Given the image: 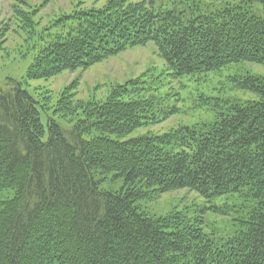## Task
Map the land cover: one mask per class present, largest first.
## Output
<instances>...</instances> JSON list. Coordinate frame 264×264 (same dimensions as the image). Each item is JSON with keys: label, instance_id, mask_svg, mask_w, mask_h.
Segmentation results:
<instances>
[{"label": "trees", "instance_id": "trees-1", "mask_svg": "<svg viewBox=\"0 0 264 264\" xmlns=\"http://www.w3.org/2000/svg\"><path fill=\"white\" fill-rule=\"evenodd\" d=\"M72 18L29 78L148 41L176 76L264 64V0H108ZM6 83L0 264H264V76H238L257 97L223 99L211 123L133 137L155 118L151 99L130 95L128 85L80 109L58 101L45 128L41 109L50 108L20 82ZM107 180L121 185L102 188ZM181 188L207 199L236 195L231 233L216 237L198 217L152 215L140 204Z\"/></svg>", "mask_w": 264, "mask_h": 264}, {"label": "rangeland", "instance_id": "rangeland-1", "mask_svg": "<svg viewBox=\"0 0 264 264\" xmlns=\"http://www.w3.org/2000/svg\"><path fill=\"white\" fill-rule=\"evenodd\" d=\"M137 2L140 0H130ZM219 2L222 0H206ZM108 0H0V87L12 79L22 84L48 111L69 100L75 109L106 101L121 85L151 99L155 119L129 136L161 134L178 126L211 123L225 107L223 99L249 100L257 96L237 86L244 73L264 76V64L242 61L201 74L173 75L152 41L135 45L84 67L60 68L41 78H29L34 63L53 40L73 28L76 12L100 9ZM71 27V28H70ZM137 80V81H136ZM139 82L140 87H136ZM140 88V89H138ZM129 95L124 96L128 98ZM68 104V105H69ZM60 121V120H58ZM61 122V121H60ZM47 134H45L46 138ZM117 181H105L102 188L118 189ZM236 195L204 198L187 188L163 192L140 204L152 215L173 209L202 220L203 230L216 237L231 233Z\"/></svg>", "mask_w": 264, "mask_h": 264}]
</instances>
